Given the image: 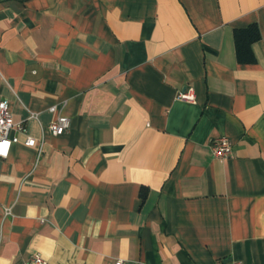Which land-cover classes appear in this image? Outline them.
<instances>
[{
	"label": "crops",
	"instance_id": "crops-1",
	"mask_svg": "<svg viewBox=\"0 0 264 264\" xmlns=\"http://www.w3.org/2000/svg\"><path fill=\"white\" fill-rule=\"evenodd\" d=\"M0 98V264H264V0H0Z\"/></svg>",
	"mask_w": 264,
	"mask_h": 264
},
{
	"label": "built area",
	"instance_id": "built-area-1",
	"mask_svg": "<svg viewBox=\"0 0 264 264\" xmlns=\"http://www.w3.org/2000/svg\"><path fill=\"white\" fill-rule=\"evenodd\" d=\"M176 98L186 101H194V91L192 87L178 91ZM62 105H50L48 111L55 113ZM69 128V119L62 114H55L54 118L45 125V130L53 136L64 133ZM23 131L22 124L15 123L12 120L11 113L8 110L7 101L0 98V158H4L8 154L11 144L18 143L17 133ZM21 143L28 147H33L36 151V158L39 156V143L30 136H25ZM209 149L211 155L215 158H226L231 152V143L226 137H217L210 140ZM10 214V208H3V215ZM30 260L35 264H43V259L38 254H33ZM113 264H121L120 260L114 261ZM223 264V263H216ZM231 264H239L237 261Z\"/></svg>",
	"mask_w": 264,
	"mask_h": 264
},
{
	"label": "trees",
	"instance_id": "trees-1",
	"mask_svg": "<svg viewBox=\"0 0 264 264\" xmlns=\"http://www.w3.org/2000/svg\"><path fill=\"white\" fill-rule=\"evenodd\" d=\"M236 58L238 60L250 59V44L258 39V30L254 23L245 28L234 30Z\"/></svg>",
	"mask_w": 264,
	"mask_h": 264
}]
</instances>
